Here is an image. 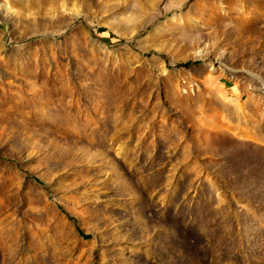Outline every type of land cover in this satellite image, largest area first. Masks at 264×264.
Returning a JSON list of instances; mask_svg holds the SVG:
<instances>
[{
    "label": "rangeland",
    "instance_id": "1",
    "mask_svg": "<svg viewBox=\"0 0 264 264\" xmlns=\"http://www.w3.org/2000/svg\"><path fill=\"white\" fill-rule=\"evenodd\" d=\"M0 264H264V0H0Z\"/></svg>",
    "mask_w": 264,
    "mask_h": 264
},
{
    "label": "trees",
    "instance_id": "2",
    "mask_svg": "<svg viewBox=\"0 0 264 264\" xmlns=\"http://www.w3.org/2000/svg\"><path fill=\"white\" fill-rule=\"evenodd\" d=\"M101 39L106 40V39L103 38V37H101ZM118 41H119V42H123L124 39H119ZM160 55H161V56H164L163 54H160ZM197 62H199V61H198V60H187V61H184V62H181V63L176 64V66H188V65H190V64L197 63ZM36 179L39 180L37 177H36ZM59 207H60L62 210H64L63 207H62L61 205H59ZM67 215H68L69 217H71L68 213H67ZM79 232L83 235V237H89L88 234H85V233H83V232L80 231V230H79Z\"/></svg>",
    "mask_w": 264,
    "mask_h": 264
},
{
    "label": "water",
    "instance_id": "3",
    "mask_svg": "<svg viewBox=\"0 0 264 264\" xmlns=\"http://www.w3.org/2000/svg\"><path fill=\"white\" fill-rule=\"evenodd\" d=\"M39 182V181H38ZM40 183V182H39Z\"/></svg>",
    "mask_w": 264,
    "mask_h": 264
}]
</instances>
